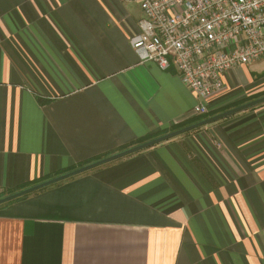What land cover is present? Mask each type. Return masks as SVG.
Returning a JSON list of instances; mask_svg holds the SVG:
<instances>
[{"label": "crops", "instance_id": "obj_1", "mask_svg": "<svg viewBox=\"0 0 264 264\" xmlns=\"http://www.w3.org/2000/svg\"><path fill=\"white\" fill-rule=\"evenodd\" d=\"M141 16L0 0V194L194 116L175 69L131 47ZM263 90L236 67L207 107ZM19 198L0 206V264H264V103Z\"/></svg>", "mask_w": 264, "mask_h": 264}, {"label": "built area", "instance_id": "obj_2", "mask_svg": "<svg viewBox=\"0 0 264 264\" xmlns=\"http://www.w3.org/2000/svg\"><path fill=\"white\" fill-rule=\"evenodd\" d=\"M142 16L130 45L140 61L175 69L197 98L193 115L225 90L232 69L264 58V0H117Z\"/></svg>", "mask_w": 264, "mask_h": 264}, {"label": "water", "instance_id": "obj_3", "mask_svg": "<svg viewBox=\"0 0 264 264\" xmlns=\"http://www.w3.org/2000/svg\"><path fill=\"white\" fill-rule=\"evenodd\" d=\"M263 102H264V96L256 98V99H253L251 101L245 102L243 104H240L238 106L232 107V108L227 109L225 111L216 113V114H214L212 116L204 118V119H202L200 121H197L195 123H192V124H189L187 126L178 128L176 130L167 132V133H165L163 135H160L158 137H155V138L150 139L148 141H145L143 143L133 145V146H131V147L127 148V149L121 150L119 152H115V153H113L111 155H108L106 157H103L101 159L93 161V162H91L89 164H86V165H83L81 167H78V168L72 169L70 171H67L65 173L56 175V176L51 177V178H49L47 180H44V181L39 182V183H36V184H34L32 186H29V187H26L24 189L15 191L13 193L1 196L0 197V205L4 204V203H7L9 201L15 200V199H17L19 197H23V196H25L27 194L33 193V192H35L37 190L43 189V188H45V187H47L49 185H52L54 183H57V182L65 180V179L71 178L73 176H76L78 174L86 172L88 170H91V169H93L95 167H98V166H101L103 164H106V163L111 162L113 160H116L118 158L124 157L126 155L131 154V153H134V152L140 151L142 149L151 147L153 145H156V144H158L160 142H163V141L168 140L170 138H173L175 136H178V135L184 134L186 132H189V131H191L193 129L205 126L207 124L213 123V122L218 121V120H221L223 118H226L228 116H231V115L236 114L238 112H241L243 110H247V109H249L251 107H254L256 105H259V104H261Z\"/></svg>", "mask_w": 264, "mask_h": 264}, {"label": "trees", "instance_id": "obj_4", "mask_svg": "<svg viewBox=\"0 0 264 264\" xmlns=\"http://www.w3.org/2000/svg\"><path fill=\"white\" fill-rule=\"evenodd\" d=\"M262 96H264V90H263V91H260V92H257V93H254V94H251V95H248V96L241 97V98H239V99H237V100H234V101H232V102H230V103L224 105L223 107H221V108H219V109L210 110V111H208L206 114H203V115H194V116H192L191 118H189V119H187V120H185V121H183V122H181V123H178V124L174 125L170 131H173V130H176V129H178V128H181V127L187 126V125H189V124L195 123V122L200 121V120H202V119H204V118H207V117H209V116H212V115H214V114H216V113H219V112L225 111V110H227V109H230V108H232V107L238 106V105H240V104H243V103H245V102L251 101V100H253V99H256V98H259V97H262ZM36 100H37V102H38L40 105H44V104H46L47 102H49L48 99H45V98H43V97H41V96H37V97H36ZM263 103H264V102H263ZM261 104H262V103H261ZM256 106H258V105H256ZM256 106H254V107H256ZM251 108H253V107H251ZM199 128H201V127H199ZM199 128H196V129H199ZM196 129H193V130H191V131H194V130H196ZM170 131H168V132H170ZM166 133H167V132H166ZM164 134H165V133H164ZM160 135H163V134L148 135V136H146V137L141 138L140 140H138L134 145H136V144H140V143H143V142H145V141H148V140L153 139V138H155V137H158V136H160ZM132 146H133V145H132ZM129 147H130V146H128V147H124V148H121V149L118 150L117 152H119V151H121V150H124V149H127V148H129ZM106 156H108V155H105L104 157H106ZM101 158H103V157L95 158V159H93V160H91V161H88V162L83 163V164L78 165V166H83V165H85V164H88V163H90V162L96 161V160L101 159ZM78 166H77V167H78ZM73 168H76V167H72V168H69V169H67V170H71V169H73ZM67 170H65V171H67ZM65 171H60V172L54 173V174H52V175H47V176H44V177H42V178H40V179H37V180H34V181H29V182H26V183H24V184H21V185H19V186H17V187H14L13 189L5 190V191H3V192L0 194V197H1V196H4V195H7V194H10V193H13V192H15V191H18V190L24 189V188H26V187L32 186V185H34V184H36V183H39V182H41V181H43V180H46V179L50 178V177H53V176L59 175V174L65 172ZM40 190H42V189H40ZM35 192H36V191H35ZM25 196H28V195H25ZM25 196H24V197H25ZM21 198H22V197H21ZM18 199H20V198H18ZM16 200H17V199H16ZM12 201H14V200H12ZM12 201H9V202H12ZM9 202H8V203H9ZM0 206H1V205H0Z\"/></svg>", "mask_w": 264, "mask_h": 264}, {"label": "rangeland", "instance_id": "obj_5", "mask_svg": "<svg viewBox=\"0 0 264 264\" xmlns=\"http://www.w3.org/2000/svg\"><path fill=\"white\" fill-rule=\"evenodd\" d=\"M248 68H249V70H251V69H253L255 72H257V73H260V72H262V71H264V61H254V62H252V63H250V64H248ZM131 147V146H130ZM111 155V154H110ZM91 163V162H90ZM89 164V163H88ZM86 165V164H85ZM78 167H81V166H78ZM78 167H76V168H78ZM73 169H75V168H73ZM72 170V169H71ZM67 171H70V170H67ZM67 171H65V172H67ZM65 172H63V173H65ZM62 174V173H61ZM54 177V176H53ZM51 178V177H50ZM49 179V178H48ZM47 180V179H46ZM44 181V180H43ZM42 182V181H41ZM27 195H29V194H27Z\"/></svg>", "mask_w": 264, "mask_h": 264}]
</instances>
